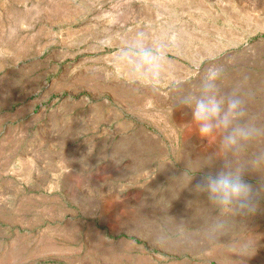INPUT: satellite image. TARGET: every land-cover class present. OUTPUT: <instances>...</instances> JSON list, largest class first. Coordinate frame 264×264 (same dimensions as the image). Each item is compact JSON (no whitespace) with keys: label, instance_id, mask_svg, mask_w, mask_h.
Returning <instances> with one entry per match:
<instances>
[{"label":"rangeland","instance_id":"rangeland-1","mask_svg":"<svg viewBox=\"0 0 264 264\" xmlns=\"http://www.w3.org/2000/svg\"><path fill=\"white\" fill-rule=\"evenodd\" d=\"M53 2L0 0V264H264V196L216 225L195 188L218 139L176 107L221 64L264 126V0ZM141 34L164 45L155 89L119 59Z\"/></svg>","mask_w":264,"mask_h":264},{"label":"clouds","instance_id":"clouds-1","mask_svg":"<svg viewBox=\"0 0 264 264\" xmlns=\"http://www.w3.org/2000/svg\"><path fill=\"white\" fill-rule=\"evenodd\" d=\"M119 59L146 75L148 79L143 83L155 89L164 65V45L158 41L148 43L141 34L120 50ZM224 76L223 65L207 64L198 83L181 93L176 106L190 110L191 121L198 126L202 138L215 135L218 139L222 163L206 172L195 188L198 194H205L210 206L218 210L217 226L223 224L225 216L236 220L252 216L259 207L258 198L264 196V182L254 187L246 179L249 173L264 175V126L249 117L245 100L237 92L222 91ZM215 162L210 156L200 169H212ZM185 176L187 181L183 188L189 185L194 175H187L184 171L180 177Z\"/></svg>","mask_w":264,"mask_h":264},{"label":"bare ground","instance_id":"bare-ground-1","mask_svg":"<svg viewBox=\"0 0 264 264\" xmlns=\"http://www.w3.org/2000/svg\"><path fill=\"white\" fill-rule=\"evenodd\" d=\"M50 1V0H49ZM47 2V1H46ZM51 2H52V0H51ZM62 2H63V0H62ZM48 3H50V2H48ZM47 4V3H46ZM65 4V3H64ZM64 4L63 3H61V0H54V2H53V7L55 8V11H56V13L57 14H59V16L60 15H63L64 13H66V12H68L69 11V9L67 8V6L65 7L64 6ZM67 5V4H66ZM51 6V5H50ZM54 10V9H53ZM72 10H70L69 12H71ZM47 12V11H46ZM69 12H68V14H69ZM17 13H18V11H17ZM23 13H25V12H23ZM51 14V13H50ZM65 15V14H64ZM49 16V15H48ZM17 17V16H16ZM7 19V18H6ZM1 28V27H0ZM4 30V29H3ZM4 32V31H3ZM12 33V32H11ZM7 37V36H6ZM5 37V38H6ZM12 37V36H11ZM2 38V37H1ZM14 39H15V37H13ZM3 39V38H2ZM5 40V39H4ZM8 41V40H7ZM15 41V40H14ZM3 42V41H2ZM1 43V42H0ZM9 43V42H8ZM14 47V46H13ZM12 47V48H13ZM27 50V49H26ZM21 51V50H20ZM19 51V52H20ZM24 53H26V52H24Z\"/></svg>","mask_w":264,"mask_h":264}]
</instances>
